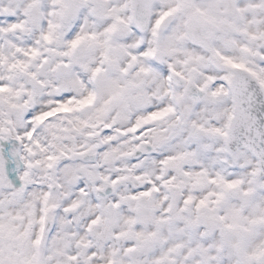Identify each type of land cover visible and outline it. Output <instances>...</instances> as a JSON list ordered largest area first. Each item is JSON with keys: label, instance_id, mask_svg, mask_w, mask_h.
<instances>
[{"label": "snow or ice", "instance_id": "snow-or-ice-1", "mask_svg": "<svg viewBox=\"0 0 264 264\" xmlns=\"http://www.w3.org/2000/svg\"><path fill=\"white\" fill-rule=\"evenodd\" d=\"M0 264H264V0H0Z\"/></svg>", "mask_w": 264, "mask_h": 264}]
</instances>
